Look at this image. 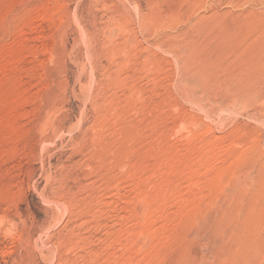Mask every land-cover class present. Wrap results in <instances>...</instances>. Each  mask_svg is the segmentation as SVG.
I'll return each instance as SVG.
<instances>
[{"label":"rangeland","instance_id":"rangeland-1","mask_svg":"<svg viewBox=\"0 0 264 264\" xmlns=\"http://www.w3.org/2000/svg\"><path fill=\"white\" fill-rule=\"evenodd\" d=\"M0 264H264V0H0Z\"/></svg>","mask_w":264,"mask_h":264}]
</instances>
